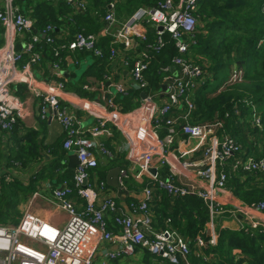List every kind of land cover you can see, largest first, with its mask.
Listing matches in <instances>:
<instances>
[{
    "label": "built area",
    "instance_id": "obj_1",
    "mask_svg": "<svg viewBox=\"0 0 264 264\" xmlns=\"http://www.w3.org/2000/svg\"><path fill=\"white\" fill-rule=\"evenodd\" d=\"M64 1L77 2L83 10L88 7L85 0ZM116 1L109 2L104 14L103 32L113 37V46L106 51L96 33L77 29L73 37L64 42L55 24L48 23L37 30L36 19L30 12L22 10L16 0H0V23L5 38L0 47V131L13 133L19 121L26 117L25 104L12 90L13 85L24 84L39 98L40 116L62 125L63 148L75 153L78 160L73 184L65 180L62 188L54 189L49 195L36 192L18 222L0 223V264H94L98 244L103 241L119 243L115 252L108 253L111 258L131 256L139 248L170 264H194L193 253L204 259L211 258L204 248L218 244L220 232L216 229V221L226 213L242 214L240 229L264 232V201L244 203L227 186L231 173L237 171L264 176V155L248 153L235 136L219 133L223 120L190 121V113L195 109L193 95L213 78L208 64L197 62L189 55L197 43L199 0H156L153 5L138 7L120 26H116ZM153 23L163 29L151 27ZM26 32L31 33V37L24 48L18 50L16 38ZM166 34L175 41L177 54L172 65L164 68L171 73L164 77L166 97L156 108L154 96L145 91L148 82L144 72L151 64L153 54L165 47ZM42 41L54 45L53 68L58 70L65 63L64 51H87L108 62L121 58L130 70L135 88L147 93L142 97V108L124 113L110 97L107 104L113 110L105 115L98 110L104 105L99 101L68 98L64 81L39 77L33 68L42 60V51L38 50ZM141 44L144 46L139 48ZM243 76V69L235 68L228 84L243 81ZM133 85L115 83L117 93L124 96L131 94ZM78 110L95 113L96 123L82 126ZM180 110L186 112L182 114ZM253 117L261 125L255 109ZM109 123H114L127 135L132 148L129 159L137 178L147 176L148 182L151 181L144 187L141 199L129 202L128 212L118 203L116 195L109 192L105 180H91V171L99 165L96 151L112 155L106 145L97 140L109 132ZM162 127L167 129L163 137L159 134ZM181 134L185 143L195 140L196 145L169 157L167 150ZM195 152H201V156L184 158ZM155 157L159 158L160 165H168L169 177L160 175L159 167L153 164ZM152 168L157 172L153 173ZM130 170V166L120 168L119 180L123 188L127 186ZM189 171H194L207 184L182 181L180 176H188ZM2 178L0 170V183ZM12 179L10 175L6 177L8 182ZM159 190L166 191L172 199L197 195L206 202L210 219L194 242L171 226L154 225L153 207L162 197ZM227 191L229 195L223 201L220 196ZM38 197L57 208L59 213L66 214L63 226L32 210ZM79 199L85 201L82 208H79ZM109 221L116 231L110 229Z\"/></svg>",
    "mask_w": 264,
    "mask_h": 264
},
{
    "label": "trees",
    "instance_id": "obj_2",
    "mask_svg": "<svg viewBox=\"0 0 264 264\" xmlns=\"http://www.w3.org/2000/svg\"><path fill=\"white\" fill-rule=\"evenodd\" d=\"M154 2L156 1L147 0L146 4L152 5ZM129 3L134 9L142 4L141 0H130ZM263 7L264 0H199L197 14L200 23L199 32L196 35L197 43L189 54L197 61L207 59L208 69L213 72V78L193 95L195 109L190 113V121L202 123L223 120L224 125L219 133L235 136L248 148L247 151L252 148L255 155L261 153L264 155V149L261 151L262 147L258 144V139L251 141L245 130L250 129L257 137L264 134ZM72 10V3L64 0L39 2L32 13L37 22L36 29L39 30L48 23H53L59 28L65 15ZM166 39L165 47L159 53L153 54L152 62L144 72L148 82L145 91L149 94L165 93L164 77L171 73V70L164 71V68L172 65V59L177 54L175 41L169 34H166ZM42 49L54 62L56 59L54 45L42 41L38 45V50L42 51ZM234 51L236 55H233ZM63 54L65 55V52ZM96 57L102 59L99 56ZM232 65L243 69V81L221 90L214 97H209L207 93L215 92L218 86L229 77ZM214 82H217L216 85H212ZM67 86L72 88L76 85L68 83ZM142 92V89L134 87L131 94L138 99ZM117 101L121 103L119 106L122 107L123 112H129L137 105L132 101V97L122 94L118 95ZM254 109L256 111L259 109L262 113H258L261 125L252 120ZM181 111L186 112V110L179 112ZM163 128L161 134L167 131L166 127ZM56 152L57 155L53 157L54 162L51 160L50 163L51 169L56 167L58 160L67 152L63 148V143L57 147ZM112 164L119 163L113 161ZM63 172L73 184L74 169L67 166L64 167ZM168 174L167 167L160 172L163 178L169 177ZM13 177L12 182L0 183V223H6L9 220L18 222L21 217L19 210L21 192H27V187L16 175ZM227 186L244 203L264 201V176L262 175H249L243 171H237L236 174L231 173ZM153 211V222L156 227L171 226L192 242L210 219L206 202L197 195L172 199L167 192H162V199L153 207ZM204 251L210 254L211 258L204 259L193 253L191 260L194 264H264V232L261 229L251 231L225 229L220 232L218 244L209 245L204 248ZM147 253L152 255L150 252ZM152 257L155 256L152 255ZM161 260L170 264L167 260Z\"/></svg>",
    "mask_w": 264,
    "mask_h": 264
},
{
    "label": "crops",
    "instance_id": "obj_3",
    "mask_svg": "<svg viewBox=\"0 0 264 264\" xmlns=\"http://www.w3.org/2000/svg\"><path fill=\"white\" fill-rule=\"evenodd\" d=\"M26 1V5L17 3L20 5L22 10L30 12L32 15L34 8L37 7L38 3L44 0H21ZM81 1V0H77ZM87 2V9L83 10L78 7L77 2L72 4V12L65 15L63 21L59 25L58 35L62 37L64 42H67L73 37L74 32L77 29L84 30L88 33H96L99 35L100 45L108 51L113 46L112 35H107L103 32V26L105 24L104 14L108 8V4L111 0H85ZM130 0H117L116 1V19L117 25L120 26L127 21L136 9L142 5H147V0H141L142 4L137 8H133ZM156 1V0H155ZM155 3V2H154ZM153 3V4H154ZM152 4V5H153ZM146 28V26H145ZM31 33L19 34L16 38V47L18 50H22L26 43L29 41ZM4 28L0 23V47L4 44ZM144 45L141 44L139 48ZM117 47H122L121 44H117ZM65 52V63L61 70L53 68V60L49 58L47 53L42 49V60L40 64L34 65L33 68L39 77L46 79H59L65 82L66 92L68 98L88 100V101H99L103 105V109H98L102 114H109L113 108L107 104V100L113 97L115 103L119 106L117 101L118 95L115 87L116 82H123L128 85H133L130 70L123 65V60L118 58L112 62H108L105 58L99 59L90 52L84 51H64ZM192 58V57H191ZM193 59V58H192ZM201 59V58H200ZM195 60V59H193ZM197 61V60H195ZM201 59L197 62H203ZM110 73V75H107ZM110 78H107V77ZM68 83L76 85L72 88L67 86ZM165 87L163 94L162 92H154L152 94L155 98V107L157 108L162 99L166 97L167 88ZM136 87L135 85H133ZM77 87V88H75ZM13 92L23 101L26 106V117L21 119L16 126L13 133H7L0 131V170L4 175L17 176L23 182V185L27 187V194L31 192L33 197L36 192L41 194L49 195L56 188H62L64 181H69L65 172L64 167L69 166L70 155L72 151H67L65 156H62L56 163V167L50 168L51 160L54 162L53 157L57 155V147L63 143L64 132L62 125L51 119H43L40 114V100L33 96L24 84H16L12 86ZM126 97H132V101L138 105L131 111L138 110L141 107L142 94L137 99L136 96L130 95ZM137 101V102H136ZM121 107V106H120ZM130 112V111H129ZM124 112V113H129ZM140 112V111H138ZM184 113V111H181ZM77 115L82 120V126L88 127L96 123L97 115L90 111L78 110ZM109 132L97 140L103 142L106 147L111 151L112 155H105L97 150V156L99 165L97 168L91 171V180H105L108 184L109 192L113 193L117 197L118 203L124 207L128 212V204L131 200L141 199L144 196V187L151 183L147 176L137 178L136 172L133 170L131 161L129 159L130 143L127 135L114 123L108 124ZM163 127L159 129V134L163 137ZM179 133H181L179 128ZM184 136H179L175 140L174 144L167 150V155L177 154L180 151L192 148L196 145L195 140L185 143L183 141ZM253 140L252 138H249ZM245 151L254 154L253 149L249 151L245 145H243ZM247 149V150H246ZM263 148H261V151ZM263 153L259 154L262 155ZM201 156V152L190 153L186 159H195ZM113 161L119 164H112ZM125 161L127 163H125ZM61 163V164H59ZM155 166L159 167V171L162 172L164 167L168 165H160L159 158L155 157L153 162ZM117 166H130V176L128 177L127 186L123 192L119 194L118 189L111 186L108 183L109 171ZM63 169V170H62ZM74 169V168H73ZM169 175V174H168ZM182 181H194L198 185H206L207 181L198 176L194 171H189L188 176H180ZM70 183V181H69ZM230 189V188H229ZM163 190H159L158 193L162 196ZM229 195V191L221 194L220 198L224 201L226 196ZM31 197V199H32ZM45 201L42 197H38ZM162 199V197H161ZM237 199V198H236ZM31 201V200H30ZM85 204L84 199H79V208H82ZM231 207V206H230ZM32 210L40 216L51 220L58 226H63L66 221V214L58 211L55 207L44 209L43 207L35 209L32 206ZM241 213H226L219 217L216 221V229L221 232L225 229L240 230ZM21 218V217H20ZM110 229L116 231L112 225V221H109ZM119 247L117 242H101L98 244V250L95 256L94 264H153L154 261L151 259L152 255H149L148 251H142L137 249L136 253L131 256H122L111 258L108 256L110 251L115 252ZM150 257L151 260L148 259ZM156 258V257H154ZM157 259V258H156ZM155 264H166V261L160 259L156 260Z\"/></svg>",
    "mask_w": 264,
    "mask_h": 264
},
{
    "label": "rangeland",
    "instance_id": "obj_4",
    "mask_svg": "<svg viewBox=\"0 0 264 264\" xmlns=\"http://www.w3.org/2000/svg\"><path fill=\"white\" fill-rule=\"evenodd\" d=\"M18 3H21L22 5H26V1H22L21 2V0H16ZM201 25H203V23L201 22ZM203 27V26H202ZM233 55H236V53H235V51L233 52ZM203 62H205L206 64H208L209 63V61L207 60V59H205L204 58V61ZM209 65V64H208ZM207 65V67H209ZM239 66H237V65H232L231 66V70H230V73H229V77L224 81V82H222L219 86H218V88L215 90V92H213V91H210V92H208L207 94H208V96L209 97H214L215 95H217V93L218 92H220L221 90H223V89H227L228 87H230V86H232L233 84H228V80H229V78H230V76H231V73H232V71L235 69V68H238ZM216 83L217 82H214L212 85H216ZM138 105V104H137ZM136 105V106H137ZM261 113V111L258 109L257 110V113ZM259 113V114H260ZM262 114V113H261ZM253 115H252V120H253ZM254 121V120H253ZM253 121L251 122L252 123V125H251V127L253 126ZM245 132L246 133H248V137L249 138H252L253 140H251V141H257V139H258V144H260V147H262L263 149H264V134L263 135H259L258 137L254 134V133H252L251 131H250V129H246L245 130ZM7 176H9V175H3V178H2V181H1V183L2 182H4V181H6V177ZM14 180V177H13V179H12V181ZM12 181H9V182H12ZM6 182H8V181H6ZM1 185V184H0ZM21 201H20V204H19V210H20V213H21V216H22V213L24 212V210L29 206V203H30V200H31V192L29 193V194H27L26 195V193H25V191H22L21 192ZM34 206H35V209H37V208H40V207H43L44 209H49L50 207H52V205L51 204H49L47 201H42V200H40V199H35L34 200ZM8 222H14V221H12V220H9V221H7L6 223H8ZM148 259L149 260H153L154 261V263L153 264H155V262H157L156 260H159V259H156V258H154V257H152L151 259H150V257H148ZM160 261V260H159Z\"/></svg>",
    "mask_w": 264,
    "mask_h": 264
},
{
    "label": "water",
    "instance_id": "obj_5",
    "mask_svg": "<svg viewBox=\"0 0 264 264\" xmlns=\"http://www.w3.org/2000/svg\"><path fill=\"white\" fill-rule=\"evenodd\" d=\"M150 26L153 27V28L161 29V30L163 29V26H157V25L154 24V23L151 24ZM165 86H166V88H167V85H165ZM163 88H165V87H163ZM146 95H147L146 92H142V97H145ZM69 158H70L69 166L72 167V168H75V166H76L77 163H78L77 155H76L75 153H73V154L70 155ZM120 168H121L120 166H117V167L112 168V169L109 171L108 178H107V179H108V183H109L111 186L117 188L119 194H121V192H123V190H124V188H123V186L121 185L120 180H119ZM151 171H152L153 173H156V172H157L156 168H152Z\"/></svg>",
    "mask_w": 264,
    "mask_h": 264
}]
</instances>
